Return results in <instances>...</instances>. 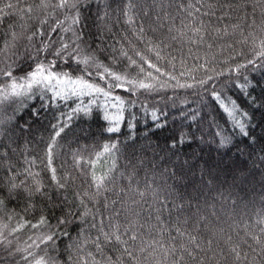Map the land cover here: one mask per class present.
<instances>
[{
	"label": "trees",
	"instance_id": "16d2710c",
	"mask_svg": "<svg viewBox=\"0 0 264 264\" xmlns=\"http://www.w3.org/2000/svg\"><path fill=\"white\" fill-rule=\"evenodd\" d=\"M224 2L173 0L168 8L170 18L165 28L146 32L142 39H137L140 35L136 32L137 25L129 26L119 18V0H104V4L111 5L110 9H105L100 0H92L90 8L83 12L86 27L82 29V40L72 43L75 39L73 32L61 30L71 23L65 20V11L51 7L42 9L40 0H0V49L6 48L0 52V69L13 72L12 78L0 76V92L15 78L22 77L30 66L34 68L36 63H45L54 65L50 69L54 74L82 78L103 88L112 97L97 93L81 97H53L46 93L4 100L0 94V121L5 122L4 127L10 130L11 136V142L7 138L4 140L5 145L10 146L0 149L4 153L0 160V199L4 200V205L0 206V241H4L0 244V254L4 256L5 264H16L17 261L26 264L20 257L27 255L28 251L43 256L47 264H136L122 255L123 249L129 246L136 250L139 264H173L174 257L178 259L182 255L185 256L183 264H192L178 247L180 243L187 246V235L169 243L167 237L177 235L170 224L169 231L158 237L164 240L165 249H178L167 257L159 247L151 255L150 249L140 253L141 240L134 244L130 241L129 245L105 242L104 233L110 231L111 223L123 224L126 215L129 220H137L139 226L144 219L125 213L118 221L109 220L112 213L103 207L105 197H97L94 202L82 195L85 191L89 194L95 192L90 187L93 173L100 176L110 169L126 174L135 169L141 189L153 179L159 184L166 180L171 185L173 181L164 173L171 174L177 164L185 165L186 170L188 165L192 166L187 179H195L196 186L202 187L205 193L207 188L199 184L200 170L205 167L210 176L204 177V185L215 189L210 195L216 196L221 191L225 196L231 193L227 200L217 199L215 209L209 207L205 213L208 215V227L216 233L214 237L204 230L203 225L198 231H193V222L182 226V230L186 228L187 232L197 235L205 248L208 240L213 241L216 255L211 250L206 253L196 250L194 254L203 259V264H217V261L219 264H232L221 249L227 250L239 244L241 255L247 253L249 258L237 264H264V259L248 247L252 244L259 252V246L250 237L264 238L261 231L264 229V61H256L253 65L247 63L261 50L264 15L259 10L253 15L250 8L230 11L220 6ZM7 4L13 7L8 8ZM98 5L102 9L101 15L108 11L110 19H97ZM165 7H168L167 2ZM41 20H47V23L41 24ZM57 20H64V25L57 27ZM142 22L138 20L137 24ZM99 24L102 26L98 27ZM53 27H57L55 33L51 31ZM168 28H173V31L169 32ZM197 28L199 33L195 31ZM29 36H32L31 40L27 38ZM171 36H176V39H171ZM160 41L167 46H161L163 58L157 59L154 53L147 51V47L159 45ZM63 44H69L65 53L60 57L53 55ZM37 49L44 50L38 52ZM73 49H76L75 53ZM136 51L156 64L164 75L143 64L135 55ZM122 52L135 59L138 66L129 67L130 60L122 56ZM89 57L87 65L76 63L78 59ZM238 65L246 67L238 68ZM140 67L145 69L143 73ZM105 68L120 75L124 81L143 80L153 87L133 89L127 83L124 87L131 91L111 87L118 82L105 73ZM148 72L155 79L148 77ZM100 74H104L105 79H100ZM208 77L212 80L206 85L199 83ZM245 78L250 83L241 91L237 85L245 86ZM178 82L193 87L181 88ZM213 90L219 92L226 103L234 101L238 106L234 112L235 120L211 101ZM115 97L123 101L122 105L114 101L119 105L117 112L108 108V101ZM252 100L255 103H251ZM196 109H199V115L193 121L191 113ZM243 112H247V117ZM153 114L158 119H154ZM116 115L122 117L118 122L115 121ZM237 120L245 125L247 137L240 134L239 126H233ZM117 123L119 131L110 133L106 130L117 126ZM54 124L63 125V131L55 141L52 139ZM157 124L162 126L157 127ZM217 132L230 137L225 147L217 146ZM181 133L190 137L191 143L171 148ZM49 144L53 145L51 162ZM113 144L116 147L110 152L98 155L105 145ZM52 169H55L57 181L64 184V188H58L57 181L52 180ZM233 177H236L235 186ZM13 183L21 187L16 190L18 194L11 195V199L8 189ZM37 185L45 194L29 198L27 191ZM211 203L213 201L210 200ZM85 208L92 209V212L81 218ZM213 212L215 214H211ZM146 215L142 213L143 217ZM41 216L47 218L50 227L34 229L29 224L20 231H12L25 220L36 223ZM62 218L69 222L57 226V221ZM164 218L168 219L167 213ZM52 231L57 233L55 244L50 242L47 247L40 245L37 248L38 238ZM141 235L144 240L149 239L146 232ZM97 241L99 248L96 247ZM9 251L15 256L9 258Z\"/></svg>",
	"mask_w": 264,
	"mask_h": 264
},
{
	"label": "snow or ice",
	"instance_id": "6c2138e0",
	"mask_svg": "<svg viewBox=\"0 0 264 264\" xmlns=\"http://www.w3.org/2000/svg\"><path fill=\"white\" fill-rule=\"evenodd\" d=\"M167 2L168 7H165V3ZM173 0H119L117 5L120 17L123 19V22L129 26L137 25L136 32L140 35L137 36V39H142L143 34L146 32H158L162 31L166 26L167 19L170 18V13L168 8L171 7ZM92 0H40V7L42 9H47L48 7L53 8L54 10H61L65 11V20H70L71 23L68 27H61L64 25V20H57V27H61V30L65 33L73 32L75 39L72 43H76V41L82 40L83 37V27L86 25L83 23L85 19L83 17V12L86 9L90 8ZM101 4H104V0H100ZM8 8L13 7L11 4L5 5ZM222 8H227L230 11H238L240 9H251V13L254 15L257 10L260 11L262 15H264V0H240V2H236V0H225L224 3L220 5ZM105 9H110V4H104ZM31 11V8L28 9ZM102 9L100 6H97L96 17L98 20H106L110 19V15L108 11H104L103 15H101ZM68 13H71L70 15ZM191 15V13H189ZM143 21L142 23L137 24V21ZM41 24H46L47 20H41ZM147 25V27H146ZM75 26V29L73 28ZM57 27H53L51 31L55 33L57 31ZM236 27H239L237 25ZM169 32L173 31V28H168ZM199 33L200 29L197 28L195 30ZM43 34V33H41ZM136 33H134L135 35ZM35 33H33V36ZM15 39V36L13 37ZM29 40L32 39V36L27 37ZM171 39L175 40L176 36H171ZM63 39V37H61ZM195 42V41H193ZM7 43V42H6ZM261 50L256 52L255 59L248 60V65H253L256 61H264V40L260 41ZM161 46L166 47L167 45L164 41H160L159 45L150 44L147 47V51L150 53H154L157 59H162L161 56ZM47 47V46H46ZM69 44H63L60 49L56 52L52 53L53 55L60 57L62 56L65 51L68 49ZM44 49H37V51H43ZM6 51L5 49H0V52ZM73 52H76V49H73ZM71 55V54H70ZM122 56L127 57L130 60L129 67H136L137 61L132 59V57L128 56L127 52H122ZM135 55L140 58L143 64H146L149 69H155L157 73H160L161 76L164 75L160 71V68L156 66L151 60L146 59L145 56L140 52L136 51ZM31 58V57H30ZM34 59V58H31ZM89 58H85L83 60H77L76 63L78 65L84 64L87 65L89 63ZM54 67L51 64L45 63H36L35 67H29V70L23 74L22 77L15 78L14 82L7 85L6 88L0 92L3 95L4 100H8L10 97H19L22 95L30 94L33 89L40 88L41 86H46L47 91H51V82L55 80L58 84L63 83H71L76 85L78 88L81 89H88L93 93H97L103 95L105 97H109L110 99L111 94L105 91L103 88L94 86L92 83L83 80L82 78H77L75 80L69 79L68 81L63 80L59 75L54 74L50 69ZM100 67V65H97ZM238 68L246 67V65H238ZM237 69H233L236 71ZM145 69L140 67V72L143 73ZM105 73L111 77L112 80L117 81L118 83L111 85V87L116 88H123L125 91H131V89L125 88L124 84L132 85L133 89H151L153 87L152 84L146 83L143 80L134 81V80H127L124 81L123 78L115 74L109 69L105 68ZM66 75V74H64ZM91 75V73H89ZM148 77H155L152 76L151 72L147 73ZM183 75V73H182ZM0 76L4 77H13V72L10 70L0 69ZM100 79H105L104 74H100ZM170 79H175V77H170ZM212 77H208V80H201L199 83L201 85H206ZM250 83L247 78H245V86L237 85V87L241 88V91H244L247 84ZM178 86L181 88H191L193 85L191 84H179ZM74 95H77V92H73ZM62 94L57 91L56 96H61ZM211 101L214 102L219 109L223 111L226 116L234 117V112L237 111L238 106L235 105L234 101L226 103L225 98L219 92L213 90L210 93ZM121 105L123 101L120 100L119 97H115ZM251 103H255L254 100L250 101ZM245 117H247V112L242 113ZM199 115V109L193 110L191 113V119L195 121ZM122 117L117 116L115 117V121H119ZM154 119H158L155 114H153ZM5 122L0 121V149L5 147H9V145H5L4 140L7 138L11 142V136L9 135V129L4 127ZM162 125L157 124V127H161ZM233 126H239L240 134L247 137L248 132L245 128V125L240 121H235ZM53 130L55 135L52 137L53 141H55L56 137L61 135L63 131V125L54 124ZM59 127V130L57 128ZM108 132H117L119 131V126L109 127L106 129ZM216 136L219 139L216 140L218 147H225L230 142V137L228 135H224L222 132H217ZM185 143H191V138L188 137L186 134L181 133L180 136L172 142L170 145L171 148H176L178 144L182 145ZM116 147L115 144L113 145H105L103 148V152L99 153L98 155H103L104 153L110 152L112 149ZM52 151L53 145H48V157L49 162H51L52 158ZM175 155V153H173ZM4 157V153L0 152V160ZM187 164V161H185ZM53 176L52 180L57 181V177L55 175V169H52ZM192 171V166L188 165L187 170L185 169V165L177 164L174 165L173 171L171 174L167 172L164 175L168 176L169 180H172L173 183L169 185L165 180L163 184H159L156 182L155 179L151 181V183H145L143 189H141L139 185V181L137 180L138 173L135 169H133L131 174L126 173H117L114 169H110L108 172L104 173L103 175L97 176L95 173L92 174L90 178V187L95 189L93 194H89L85 191L82 195L87 197L90 201H96L97 197H105L103 207L105 209H110L112 215L109 217V220L118 221L121 215H125V213L131 214L137 218L144 219V223L137 226V220H129L128 217L125 215V222L121 223H111L110 224V231L104 233V239L107 243H115L120 245H129L131 241L133 244L137 240H141L143 246L139 247V252L144 253L146 249H150L149 255L151 252H155L157 247L160 250L164 251L165 257L169 254H174L178 249L176 247H168L165 249L164 240L158 237L162 236L163 234L169 231V224L172 228H174L175 232L177 233L176 236H169L167 239L169 243L175 242L178 238H183L187 235V246L184 243H180L178 245L179 249L190 258L192 264H203V259L200 258L198 255H195L194 252L199 250V252L206 253L207 251H213L214 255H216L215 250L212 248L213 241L208 240L207 245L208 247L205 248L203 242L197 239V235H193L192 232H187L182 230V226H187L189 222H193V231H198L201 226L203 225L204 230L211 232L213 237L216 233L208 227V215L205 213L207 212L208 208L211 207L213 210L215 209V201L219 198H223L225 200L229 199L231 193L229 192L228 196H225L224 192H218L216 196H211L210 193L215 191V189L211 186L204 185V177L210 176L209 170L205 167L200 170V181L199 184L203 185L207 188V193L204 192L202 187H197V181L195 179L188 180L187 179V172ZM243 179V178H241ZM127 180L128 183L122 184L121 181ZM236 177H233V186H235ZM153 184L156 186L153 187ZM21 185L13 183L10 188L8 189L9 195L18 194L16 190L20 189ZM58 188H64L65 185L61 184L57 181ZM191 188V191L189 189ZM40 194L44 195L45 193L42 192L41 187L37 185L34 189H30L27 191V195L29 198L32 196ZM107 194V195H106ZM2 195V193H0ZM151 197V200H149ZM213 201L211 205L209 201ZM195 201V203H193ZM84 201L81 200V204ZM4 205V200L0 199V206ZM116 205H120L119 208ZM195 209V211H193ZM92 212V209L85 208L84 212L82 213V217L88 216ZM142 213H146V217L142 216ZM165 213H167L168 219L166 220ZM211 214H215L214 212ZM175 216V219H172ZM155 221V224L152 223ZM69 221L66 219H59L57 221V226L64 225ZM264 222V221H262ZM30 226L34 229L42 228L48 225V220L46 217L41 216L40 219L36 223H31L30 221L25 220L23 223L19 224L18 227L12 229L13 232H17L22 230L24 227ZM7 227V225H5ZM50 227V226H49ZM95 227V225H93ZM121 228L123 231H121ZM264 232V229L261 230ZM103 233V229H101ZM142 232H146L149 235L148 240H144L143 236L141 235ZM66 234V233H65ZM126 236L125 239L122 237ZM57 237V233L52 231L50 234L44 235L39 239V244H36V247L39 248L40 245H44L45 247L51 242L55 244V239ZM251 240L259 246L260 251L257 252V249L253 247L252 244H248V247L251 249L253 253L257 256H260L261 259H264V238L258 237L256 235H251ZM5 239H7L5 237ZM99 240V238H98ZM231 240V237H229ZM4 241H0V244H3ZM10 243V242H9ZM35 243V242H33ZM247 243V241H244ZM189 246H192V250H189ZM32 245H29L31 248ZM96 247L99 248L100 244L97 241ZM240 245L234 244L232 247L228 248L227 250L221 249L224 254L231 259L232 264H237V262H242L248 260V254L245 253L243 256L239 250ZM5 251H7L5 247ZM17 251H24L21 249H17ZM9 258L15 256V253L8 252L7 253ZM122 255H126L130 259L139 264L140 258L136 255V250L129 246L123 249ZM31 258V259H30ZM147 259V256L145 257ZM185 256L182 255L180 258L173 259V264H183ZM207 259L211 260L212 257H207ZM255 259V256L253 257ZM20 260L26 262V264H47V261L43 256H39L38 254H34L31 251H28L27 255H22ZM0 264H5V258L2 254H0ZM16 264H19L17 261ZM219 264V261H217Z\"/></svg>",
	"mask_w": 264,
	"mask_h": 264
},
{
	"label": "rangeland",
	"instance_id": "374dc122",
	"mask_svg": "<svg viewBox=\"0 0 264 264\" xmlns=\"http://www.w3.org/2000/svg\"><path fill=\"white\" fill-rule=\"evenodd\" d=\"M97 25V24H96ZM102 25L99 24L98 27H101ZM97 27V28H98ZM63 80L65 81H68L69 79L71 80H75V79H72V78H68V77H65V76H61L59 75ZM51 91H47L45 90L46 89V86H41L40 88H37V89H33V91L30 93V94H26V95H22L23 96H32V95H35V94H43V93H51L53 97H58L56 96V92L59 91L62 95L59 96V97H65V96H70V95H74L73 92H77V96L81 97L83 95H91L93 92H91L90 90L84 88V89H81V88H78L76 85H73L71 83H63V84H58L55 80H53L51 82ZM116 99H112L110 101H108V108L110 110H116V112L119 110V105L114 102ZM23 102V101H21ZM119 116V115H116V117ZM11 199L12 197L9 196Z\"/></svg>",
	"mask_w": 264,
	"mask_h": 264
},
{
	"label": "bare ground",
	"instance_id": "6f19581e",
	"mask_svg": "<svg viewBox=\"0 0 264 264\" xmlns=\"http://www.w3.org/2000/svg\"><path fill=\"white\" fill-rule=\"evenodd\" d=\"M45 93H43V95H44ZM16 99H18V98H16Z\"/></svg>",
	"mask_w": 264,
	"mask_h": 264
}]
</instances>
